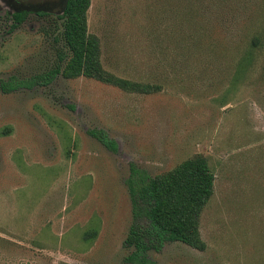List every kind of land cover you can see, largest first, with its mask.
<instances>
[{
    "label": "rangeland",
    "instance_id": "374dc122",
    "mask_svg": "<svg viewBox=\"0 0 264 264\" xmlns=\"http://www.w3.org/2000/svg\"><path fill=\"white\" fill-rule=\"evenodd\" d=\"M49 1L0 0V83L70 55L64 0ZM88 30L108 73L158 88H0V264H126L131 164L156 177L196 156L215 175L207 249L169 243L155 264H264V0H92Z\"/></svg>",
    "mask_w": 264,
    "mask_h": 264
},
{
    "label": "trees",
    "instance_id": "16d2710c",
    "mask_svg": "<svg viewBox=\"0 0 264 264\" xmlns=\"http://www.w3.org/2000/svg\"><path fill=\"white\" fill-rule=\"evenodd\" d=\"M92 0H67L60 18L63 37L70 53L59 55L58 64L49 71L29 79L12 77L0 83L9 94L21 89L48 87L59 76L65 79L93 78L127 91L152 93L158 87L133 83L108 73L101 62L99 38L88 30V11ZM27 11L12 14L11 30L18 29L29 17ZM40 13L39 16H45ZM88 134L107 150L117 153L118 145L103 129ZM215 175L202 156L191 158L175 169L156 177L131 164L127 187L132 205V224L124 247L133 251L124 258L126 264H155L151 253H161L169 243H182L205 251L207 243L200 230V218L214 194Z\"/></svg>",
    "mask_w": 264,
    "mask_h": 264
},
{
    "label": "water",
    "instance_id": "95a60500",
    "mask_svg": "<svg viewBox=\"0 0 264 264\" xmlns=\"http://www.w3.org/2000/svg\"><path fill=\"white\" fill-rule=\"evenodd\" d=\"M48 2H50V1L48 0ZM66 3H67V0H64V8H63V12H64V9H65Z\"/></svg>",
    "mask_w": 264,
    "mask_h": 264
}]
</instances>
